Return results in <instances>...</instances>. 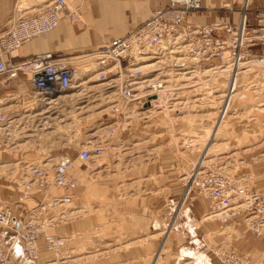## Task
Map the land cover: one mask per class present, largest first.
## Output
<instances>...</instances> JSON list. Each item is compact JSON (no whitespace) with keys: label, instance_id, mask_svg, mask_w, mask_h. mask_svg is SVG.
Instances as JSON below:
<instances>
[{"label":"rangeland","instance_id":"1","mask_svg":"<svg viewBox=\"0 0 264 264\" xmlns=\"http://www.w3.org/2000/svg\"><path fill=\"white\" fill-rule=\"evenodd\" d=\"M79 19L80 16L76 20L69 18L71 22ZM263 52L264 44H258L251 50L252 55H259L254 58L264 56ZM174 55L182 59L152 58L147 65L155 66L136 77L153 79L161 83L162 89L168 90L158 97L161 108L134 100L127 111L123 110L120 108L118 79L127 70L125 66L119 69L109 64L97 68L91 64L85 78L80 73L81 78L73 88L60 92V100L51 98L56 102L47 105L42 102L15 115L11 134L0 139V206L10 204L16 211L21 210L16 203L22 198L18 185L25 177L26 165L54 164L68 156L73 161L78 186L75 190L77 198L72 200V205L66 207L65 212L79 209H71L74 206H81L82 212L67 214L66 220L61 223H66L64 227L79 224V228L76 232L65 230L61 233L57 230L59 223L52 233L72 236L71 239H76V251H82V254H96L77 259L79 264H115L111 259L117 251L122 253L130 244L144 242L154 244L155 248L144 264H152L157 253H161L158 264H194L196 257L191 255V250L199 255L198 261L203 262L200 258L202 250H194V244L186 248L184 243H176L179 239L173 241L182 223L191 217L197 218L202 225L203 222L217 223L218 228L214 232L219 234V240L209 244L211 236L204 234L205 237L200 239L204 245L209 244L208 248L202 243L198 244L217 260L220 261L217 255L219 249L240 252L228 234H232L236 240L234 242L246 238L247 234L255 237L253 249L244 254L250 255L252 261L262 255L264 235L251 233L243 215H235L223 223L216 217L206 220L211 211L207 200H203V203L200 199L202 208L190 205L192 192L201 198L193 188L185 201L183 197L190 171L209 166L234 177L246 176L254 191L264 193V86L261 89L256 86L262 81L255 78L263 76L264 71L256 67L248 74H241L243 90L236 92L229 111L223 115L220 107L224 98L222 94L226 90V78L217 76L209 82H206L209 77L185 81L184 75L176 73L193 70L194 63L184 50ZM196 64L201 69L206 67L202 63ZM78 67L80 71L83 70L81 66ZM21 81L27 80L24 78ZM196 81L213 83L217 91L215 96L220 95L219 98L205 96L203 93L207 89L201 86L203 84L200 85V93L197 92L201 95H197L194 90L198 86H191ZM253 81L254 84L250 85ZM146 88L142 92L151 89ZM9 91L17 92V86ZM138 94L141 93L138 91ZM114 107L120 109L115 110ZM38 113L41 115L35 116ZM97 145L104 148L100 157L89 160L78 158L80 150H93ZM180 190L179 202L171 213L164 215L156 210L155 222L144 227L141 235L134 233L131 215L126 214L131 203L150 196L151 202L164 204L168 197L178 195ZM23 200L28 204L31 202L30 199ZM184 210H187L186 215ZM198 222L197 227L201 228ZM169 227L171 232L165 234ZM143 234H153L154 237L142 239L145 237ZM224 235L227 239H224ZM132 238L140 240L129 242Z\"/></svg>","mask_w":264,"mask_h":264},{"label":"built area","instance_id":"2","mask_svg":"<svg viewBox=\"0 0 264 264\" xmlns=\"http://www.w3.org/2000/svg\"><path fill=\"white\" fill-rule=\"evenodd\" d=\"M249 5L248 0L242 3L235 23L213 21L189 24L186 17L201 12V0H169L167 5L152 10L149 18L131 32L107 41L78 58L56 57L52 52H44L17 59V52L23 44L47 34L58 25L60 12L66 10L71 20L80 16L78 10L70 8L66 0H35L33 5L20 0L11 16L0 25V87L4 88L20 74L26 76L27 84L25 81L19 83L23 91L16 97L14 94L20 87L15 93H0V139L10 135L8 130L21 110L27 111L42 104L41 101L51 100L60 92L72 88L78 66L83 68L87 64H94L97 68H103L118 64L119 69L125 66L127 70L118 79L121 105L129 106L134 100L146 104L148 96L136 99L138 91L133 83L137 75L128 69L139 63L142 57L163 55L174 49L184 50L196 63L218 64L227 68L224 70L227 76L222 75L226 78L225 92L229 101L232 94L242 89V68L239 67L243 62L259 57L252 55L251 50L258 44H264V7L250 8ZM227 9L232 11L231 7ZM257 67L264 70L263 66ZM156 84L161 89V83ZM27 85L29 89H26ZM154 88L156 86H152L151 90ZM156 95L158 97V93ZM120 108L114 107L115 110ZM226 108L227 104L224 108L221 106L220 111ZM103 153L104 148L97 145L93 150H80L78 158L89 160ZM72 168L73 161L68 156L54 164L45 162L25 166V177L18 185L22 198L16 203L21 210L16 211L10 204L0 206V225L13 233L10 240L0 237V264H37L39 240L46 250L53 252L50 264H73L62 249L72 236L50 232L66 220L67 213L60 207L70 204L73 196L53 195L47 198L53 188L69 190L77 185L76 179L69 175ZM188 182L190 185L187 186ZM187 183L184 196L195 188L207 200L213 211L211 213L221 212L216 218L225 222L241 214L249 229L258 236L264 235V193L254 191L248 177L237 179L219 168L209 166L191 171ZM23 198L36 200V203L32 208H27L28 203L22 201ZM182 204L183 201L178 211ZM17 239L22 241L21 263L12 256ZM222 256L223 259L218 258L224 264H264V253L254 261L248 254L234 250H225Z\"/></svg>","mask_w":264,"mask_h":264},{"label":"crops","instance_id":"3","mask_svg":"<svg viewBox=\"0 0 264 264\" xmlns=\"http://www.w3.org/2000/svg\"><path fill=\"white\" fill-rule=\"evenodd\" d=\"M20 0H0V25L3 24L8 17L11 16L15 5ZM28 5H33L35 0H23ZM69 7H75L81 19L71 22L69 17L67 16V11L64 10L59 13V23L58 25L48 32L45 35L37 37L25 44H23L17 52V59H24L33 54L44 53V52H52L56 57H67V58H78L83 54H86L88 51L96 49L101 46L102 42L110 41L116 37L122 36L131 32L138 25L146 21L152 10L156 8L163 7L167 5L169 0H66ZM252 6H261L264 7V0H248ZM243 0H201V4L203 9L199 14H188L186 17V23L189 24H207L213 21H225L229 23H235L238 19L240 12V5ZM233 6V7H232ZM227 7H231L232 11H229ZM223 34V33H220ZM26 76L20 74V76L16 79H12L9 81L8 85L4 88L0 87V93L3 91L12 90L17 86L20 87L19 83L21 79ZM30 86L27 85L26 89H29ZM60 100V99H59ZM41 115L40 113L35 116ZM69 175L72 178H75L77 181V185L74 188L69 190H65L63 188H53L47 195V198L53 195H72L73 201L77 198L76 189L78 186V178L76 176L75 167L73 166L72 170L69 171ZM246 176L235 177L237 179L243 178ZM181 191L178 195H173L167 198V200L161 204H155L151 202L150 196L146 197L144 200L139 202H133L128 208V212L126 214L131 215L130 219L132 221L134 233L141 235L142 229L146 227L150 222L154 220L155 211L160 210L164 215L169 214L173 211L177 203L179 202ZM196 193L197 191L194 190ZM176 194V193H175ZM197 195H199L197 193ZM195 196L194 192L191 193L189 204L192 206L196 205L198 208H202V201L204 198H199ZM202 199V201L200 200ZM36 203V200H31L29 204H27V208H32ZM204 203V201H203ZM72 205V203H71ZM70 205V206H71ZM79 208L78 210L66 211L68 215H71L75 212H82L81 206H74L71 209ZM187 211V210H186ZM186 211L185 215H186ZM183 212V213H184ZM66 215V216H68ZM189 218V217H188ZM213 217L208 215L206 216V220H210ZM219 220V219H217ZM204 221V220H203ZM222 222L221 220H219ZM155 222V221H153ZM196 222V224H195ZM197 218L188 219L186 222L182 223L181 228L178 229L179 234H174L173 241L179 245L184 243L186 248H189L188 245L194 244V250H199L200 258L203 259L205 264H224L214 258L212 254L207 250L205 253V246L214 243L219 240V234H216V229L218 225L216 222H198L201 224V228L197 227ZM223 223V222H222ZM66 223H60L59 228L57 229L59 232L67 231H77L79 228V224H72L70 226L64 227ZM136 225L137 228L135 227ZM196 225V227H195ZM0 237L4 239L10 240L13 236V233L10 230L5 229L0 225ZM248 230L252 233L253 231L248 228ZM53 232V230H50ZM161 232V231H160ZM158 232L157 234H161ZM211 232V233H209ZM254 233V232H253ZM204 234H210L211 239H209V244L204 245L201 242L200 238L205 237ZM144 235V234H143ZM142 239H149L154 237L153 234L144 235ZM90 237V236H89ZM224 239L226 235L223 236ZM228 237H231L232 244L237 245L240 253H245L246 251H251L253 249V240H256L255 237L246 235V238L236 241L235 238H232V234H228ZM78 239V238H77ZM227 239V238H226ZM76 239L69 238L63 245L62 249L73 264H79L77 259L82 257H92L95 256V253H83L82 251H76L74 241ZM140 240V238H132L129 242H134ZM182 240V241H181ZM203 240V239H202ZM230 241V239H229ZM206 242L208 240L206 239ZM203 244L204 247L198 246V244ZM231 243V241H230ZM111 244V242H108ZM22 245L21 239H17L12 249L13 258L22 262V258L20 255V247ZM38 246L40 250V256L37 264H50L49 261L53 257V252L48 251L44 248L43 242L41 240L38 241ZM43 246V247H42ZM78 246V245H76ZM154 244L146 243L143 244H130L128 247L124 248L122 253L117 251L114 258L111 261L115 262V264H144L147 262V258L154 251ZM162 249V248H160ZM197 250V251H198ZM76 251V252H75ZM181 251H185L182 250ZM188 251V250H187ZM186 251V252H187ZM107 252V251H106ZM191 255L196 257L194 264H203V262L198 261V256L190 251ZM194 253V254H193ZM77 254H79L77 256ZM161 253H157V257L153 260L152 264H158L160 261ZM159 255V256H158ZM250 256V255H249ZM220 258V257H219ZM221 259V258H220ZM253 260V259H252ZM145 261V262H144ZM194 261V260H193Z\"/></svg>","mask_w":264,"mask_h":264},{"label":"bare ground","instance_id":"4","mask_svg":"<svg viewBox=\"0 0 264 264\" xmlns=\"http://www.w3.org/2000/svg\"><path fill=\"white\" fill-rule=\"evenodd\" d=\"M246 1V0H245ZM178 52H181V50H178V49H174V50H171V51H166L163 55H150V56H148V57H142V59H141V61H139V63H135L133 66H131L128 70L129 71H132L133 73H134V75L136 74L137 76H140V74H142V72L143 71H146V70H150V69H152L155 65H147V63H148V61L150 60V59H152V58H161V57H167V58H169L170 59V57L171 58H176L175 57V55L173 54V53H178ZM161 52H159V54H160ZM176 59H178V60H181L182 58H176ZM188 59H191L192 60V63H194L193 64V66H195L194 67V69L193 70H191V71H187V70H183L182 72H179V73H176V75H184V80L185 81H190V80H194V79H196V78H198V79H201V78H203V77H209V79L206 81V82H209L211 79H213V78H215V77H217V76H223L222 74H225L226 76H227V72H225L224 70H227V68H224L223 67V65H218V64H211V65H203V66H206V67H203L204 69H201L200 67H198L197 66V64H196V62H195V59L193 58V57H188ZM243 65L241 66V67H239V69L240 68H242L241 69V71H240V73H242L243 74V72L245 73V74H248L249 72H251V71H253L257 66H263L264 67V56H262V57H260V58H254L253 60H252V58L251 59H249L248 61H245V62H243L242 63ZM92 65H94V64H92ZM181 65H183V64H181ZM91 66V64H87V65H85L83 68H81V69H83V70H77V72H76V75H75V80H74V84H75V82H77L78 80H79V78H81V77H79V74L80 73H82V78H85L86 76H87V73L90 71L89 70V67ZM118 66V64H115L114 66H112V68L114 67V68H116ZM93 67V66H92ZM95 67V66H94ZM111 68V69H112ZM185 69L186 68H188V66L187 67H184ZM91 69V68H90ZM110 69V70H111ZM186 71V72H185ZM262 71H264V70H262ZM263 73V72H262ZM139 74V75H138ZM187 75H191V76H187ZM224 77V76H223ZM225 78V77H224ZM255 78H258V79H261V81L263 82V85H262V82H261V84L260 85H256V86H260L259 88L261 89V87L262 86H264V75L263 76H256ZM136 81H134V85H136L135 87H134V89L136 90V91H139L141 94H138V92H137V97H136V99H140L141 97L143 98L144 96H148V101H147V106L148 105H154V106H158L159 108H161V105H160V103L161 102H159L158 101V97H161L162 95L161 94H163V93H165L166 91H168V90H165L164 88L162 89H158L157 87L156 88H154V89H150V90H147V91H145V92H142L146 87H152V86H156L155 84H156V82H155V80H153V79H149V78H141V79H135ZM223 80V79H222ZM203 83V82H193L194 84L193 85H191L192 87H196V86H198L197 88L198 89H196V90H194L195 91V93H197V92H199L200 93V91H201V86L202 87H204L205 89H207V92H205V93H203V94H206L205 96H208V97H210V98H219V96L220 95H217V96H215V94H216V90H215V88L212 86L213 85V83H210V84H207V83ZM254 82L255 81H253V82H251L250 83V85H253L254 84ZM74 84H73V86H74ZM201 84H203V85H201ZM236 84V83H235ZM201 85V86H200ZM212 87H211V86ZM73 86H72V88H73ZM200 86V87H199ZM254 87V86H253ZM258 88V87H257ZM147 89V88H146ZM14 91V90H13ZM23 91V87H20V89H19V91H18V93H15L14 94V97H16V95H18V94H20L21 92ZM237 92V91H236ZM234 93V94H232L231 96H230V100L229 101H227V93L224 91V93L222 94V97L224 96V98H223V100H222V107H223V105H224V107H225V104H227V108H226V112H228L229 111V109H230V104H232V101H233V98L234 97H236V95H237V93ZM156 93H158V97H157V95H156ZM199 93H197V95L199 94ZM118 94H119V97H120V99H121V96H120V93H119V89H118ZM60 95H61V93L58 95V96H56L55 98H54V100L56 99V101H57V99H59L60 98ZM199 95H201V94H199ZM195 96H196V94H195ZM64 98V97H63ZM63 98H61V99H63ZM66 98V97H65ZM157 99V100H156ZM54 100H48V101H51V102H49V103H47L48 101H41V102H43V103H45L46 105L47 104H51V103H53V102H56V101H54ZM148 102H150V103H148ZM125 105V104H124ZM142 105V104H141ZM126 106V105H125ZM123 106V105H121L120 107L123 109V110H128V106ZM225 111H223L222 112V114L223 115H225ZM223 119V118H222ZM9 132H10V134H11V131H10V129L8 130ZM202 166H200V168H201ZM194 169H192L191 171H193ZM191 171H190V174H189V177L191 176ZM188 177V178H189ZM187 178V179H188ZM183 179H186V177H184ZM185 183H187V181L185 182ZM194 190H196L195 188H193ZM197 191V190H196ZM191 192V191H190ZM198 193V192H197ZM199 194V193H198ZM189 195V194H185V196L183 197L184 198V201H185V199L187 198V196ZM200 195V194H199ZM201 196V195H200ZM202 197V196H201ZM204 198V197H203ZM205 199V198H204ZM206 200V199H205ZM183 201V202H184ZM71 205V203L70 204H67V205H64V206H61L60 207V210H62L63 212H65V209H66V207H68V206H70ZM211 212H213V211H210V216H212L213 218L214 217H216V216H218V215H221V212H216V213H211ZM237 215H241V214H237ZM65 217H67V216H65ZM216 219H218V218H216ZM171 232V227H169L168 229H166V231L164 232L165 234H168V233H170ZM219 252H217V255H218V257L220 256V258L221 259H223V256H222V253L225 251H221L220 249L218 250ZM251 257V256H250ZM252 258V257H251Z\"/></svg>","mask_w":264,"mask_h":264}]
</instances>
